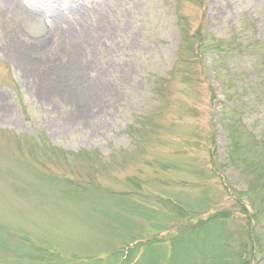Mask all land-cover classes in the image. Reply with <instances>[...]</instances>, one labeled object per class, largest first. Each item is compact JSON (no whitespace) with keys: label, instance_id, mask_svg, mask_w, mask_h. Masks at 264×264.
Wrapping results in <instances>:
<instances>
[{"label":"rangeland","instance_id":"rangeland-1","mask_svg":"<svg viewBox=\"0 0 264 264\" xmlns=\"http://www.w3.org/2000/svg\"><path fill=\"white\" fill-rule=\"evenodd\" d=\"M51 4L0 0V264H264V0Z\"/></svg>","mask_w":264,"mask_h":264},{"label":"bare ground","instance_id":"bare-ground-1","mask_svg":"<svg viewBox=\"0 0 264 264\" xmlns=\"http://www.w3.org/2000/svg\"><path fill=\"white\" fill-rule=\"evenodd\" d=\"M49 2L50 1H53V5L51 4L50 5V10L52 12V22H53V25H54V30L56 32V30L58 31L59 30V34L60 36L65 40H71L72 38H74V36H70L68 30H64V29H61L60 30V25L61 23L63 22V20L65 19V15H67L66 13L68 11L71 10L72 13H79V10L76 9L75 7V4L70 6L69 9L67 11H63L61 12L59 10V7H60V0H48ZM15 8H18L17 7V4H15ZM37 13H39L37 11ZM33 14H36L33 12ZM36 17V16H34ZM58 28V29H56ZM105 28V27H104ZM105 31L107 32V29L105 28ZM54 33V32H53ZM108 33V32H107ZM87 35V34H86ZM85 35H83L81 37V39L84 37ZM43 38V39H42ZM40 39H42L41 41L43 42V40L45 41L46 39V36H41ZM86 39H84L83 41H85ZM74 41V40H72ZM34 50L35 48L34 47H28V46H25L23 43L19 42L17 43L16 42V48L13 50V53L20 57L22 60H26L28 63L31 62L33 58V54H36L34 53ZM63 54V53H62ZM76 52L73 53L72 56H70V59H68L70 62V65L72 66V68H69L68 67H65V65L67 64V62H61L59 61V64L57 67H60L58 70H51L52 72L51 73H46V72H43L41 75V82H40V87H39V91L40 93H43V94H40L41 95V98L44 99V98H49L50 100H57V98L59 96H62L63 98L64 97H67V96H71V97H79L78 100L76 101L77 104L80 105L81 109H78L76 111H73L72 115H68L65 119V122H72L73 120H75L76 118H74L76 115H79L81 114L82 111H92L94 109V107H98L99 105H101L103 102H107L106 101V98L107 96H101V94L97 97H91L92 99L89 100V98L85 99V95L83 96V91L85 92H89L90 91V87H91V84L88 85L87 87L86 86H83L82 84L79 83V75H80V72L78 70H76L75 68V60H74V56H75ZM65 55V53H64ZM56 60L58 61L59 59L56 58ZM74 60V64H71ZM52 62V60L50 61V63ZM28 63H24L26 64L25 65V68L27 67ZM52 65H55L54 64V61L53 63H51ZM64 66V67H63ZM56 80H58L56 82ZM96 79L93 81L95 82ZM102 87L99 86V88ZM82 96L84 99H82Z\"/></svg>","mask_w":264,"mask_h":264}]
</instances>
